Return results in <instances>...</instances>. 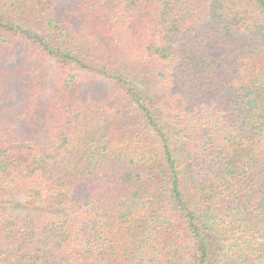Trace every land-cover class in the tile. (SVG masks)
<instances>
[{
    "label": "trees",
    "instance_id": "trees-1",
    "mask_svg": "<svg viewBox=\"0 0 264 264\" xmlns=\"http://www.w3.org/2000/svg\"><path fill=\"white\" fill-rule=\"evenodd\" d=\"M0 264H264V0H0Z\"/></svg>",
    "mask_w": 264,
    "mask_h": 264
}]
</instances>
